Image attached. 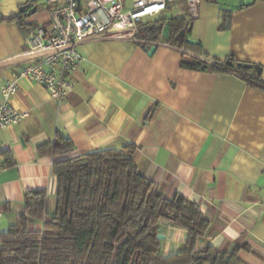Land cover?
I'll return each instance as SVG.
<instances>
[{"label": "crops", "instance_id": "obj_1", "mask_svg": "<svg viewBox=\"0 0 264 264\" xmlns=\"http://www.w3.org/2000/svg\"><path fill=\"white\" fill-rule=\"evenodd\" d=\"M45 1L0 0V16L16 17L0 22V105L2 86L25 62L19 55L29 33L49 27ZM29 3L34 13L20 14L19 7ZM122 3L125 11L133 7V0ZM171 17L191 22L184 39L197 45L172 44L161 36L164 26L156 22ZM138 35L141 40L157 36L168 46L156 45L149 53L155 44L101 38L80 43L84 61L73 71L74 89L61 103L34 81L18 82L9 104L28 117L0 129V232L16 223L30 190L47 191L46 213L53 215L54 161L131 144L143 177L167 199L180 194L197 203L208 220L198 249L240 247L243 264H264V90L234 73L180 67L182 55L207 63L232 59L258 65L264 82V0H199L195 18L174 3L141 22ZM57 133L74 149L39 155L38 147L53 142ZM160 225V253L170 256L187 231L165 221ZM29 229L40 231L42 223H30Z\"/></svg>", "mask_w": 264, "mask_h": 264}, {"label": "trees", "instance_id": "obj_2", "mask_svg": "<svg viewBox=\"0 0 264 264\" xmlns=\"http://www.w3.org/2000/svg\"><path fill=\"white\" fill-rule=\"evenodd\" d=\"M15 19L0 16V22ZM166 22L167 42L172 44L178 43L177 35L186 33L191 23L181 17L156 23L163 27ZM151 37L143 40H158ZM229 60L231 65L220 60L207 64L182 55L180 67L234 73L248 85L264 90L259 74ZM73 149L72 141L57 133L53 142L37 150L42 156H57ZM136 150L129 144L54 161L51 170L57 192L53 215L46 213L45 189L25 192L23 213L14 225L0 232V264H243L237 256L240 247L229 252L209 244L197 248L209 227L208 220L197 203L180 194L167 199L157 184L143 177L134 162ZM161 221L187 231L183 245L170 256L160 253ZM33 222H41L42 229L30 230Z\"/></svg>", "mask_w": 264, "mask_h": 264}, {"label": "built area", "instance_id": "obj_3", "mask_svg": "<svg viewBox=\"0 0 264 264\" xmlns=\"http://www.w3.org/2000/svg\"><path fill=\"white\" fill-rule=\"evenodd\" d=\"M45 3L50 18L48 29L38 27L29 33L27 49L19 55L24 57V64L2 86L0 129L17 125L28 117L27 111L9 104L20 80L43 86L55 102L68 98L75 86L72 73L84 61L77 50L83 41L101 38L168 46L161 39L138 38L139 24L160 15L174 3L183 5L190 18H195L199 9V0H133L132 9L127 11L122 0H46ZM3 168L0 163V170Z\"/></svg>", "mask_w": 264, "mask_h": 264}, {"label": "water", "instance_id": "obj_4", "mask_svg": "<svg viewBox=\"0 0 264 264\" xmlns=\"http://www.w3.org/2000/svg\"><path fill=\"white\" fill-rule=\"evenodd\" d=\"M27 10H30L29 13H34L35 11V8L32 7V5L29 3V4H25V5H22L19 7V13L20 14H27ZM191 26V24H190ZM189 30H190V27H189ZM168 34H169V23L166 22L163 29H162V32H161V36L163 38H167L168 37ZM184 36H185V33L183 31H181L177 37H176V40L177 41H181L184 39ZM186 43L188 44H192V45H197L198 42L197 41H194L192 39H185ZM156 49V45H153V46H150L147 48L148 52L149 53H152L154 50ZM226 64L227 65H231V61L228 59L226 60ZM206 65H202V68H205ZM238 67L242 68V69H248V70H254L257 74H260L261 73V69L258 65H253V64H250V63H242V62H239L238 63ZM164 238L163 235L159 234L158 235V239L162 240Z\"/></svg>", "mask_w": 264, "mask_h": 264}]
</instances>
